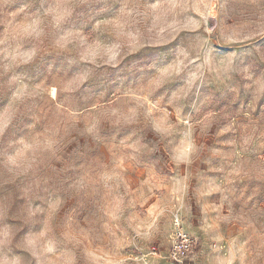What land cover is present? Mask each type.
<instances>
[{
  "label": "rangeland",
  "instance_id": "obj_1",
  "mask_svg": "<svg viewBox=\"0 0 264 264\" xmlns=\"http://www.w3.org/2000/svg\"><path fill=\"white\" fill-rule=\"evenodd\" d=\"M0 264H264V0H0Z\"/></svg>",
  "mask_w": 264,
  "mask_h": 264
},
{
  "label": "built area",
  "instance_id": "obj_2",
  "mask_svg": "<svg viewBox=\"0 0 264 264\" xmlns=\"http://www.w3.org/2000/svg\"><path fill=\"white\" fill-rule=\"evenodd\" d=\"M176 219H177V222H178V221H179L178 217H176ZM152 251H153L155 254H158V252H159L156 248L152 249Z\"/></svg>",
  "mask_w": 264,
  "mask_h": 264
}]
</instances>
